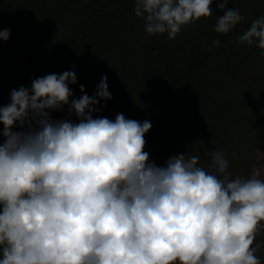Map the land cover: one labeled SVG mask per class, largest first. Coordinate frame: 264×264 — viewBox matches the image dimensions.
Wrapping results in <instances>:
<instances>
[{
  "label": "clouds",
  "instance_id": "obj_1",
  "mask_svg": "<svg viewBox=\"0 0 264 264\" xmlns=\"http://www.w3.org/2000/svg\"><path fill=\"white\" fill-rule=\"evenodd\" d=\"M228 3L218 0L217 33L244 20ZM212 4L134 0L133 11L147 34L174 39L212 16ZM9 36L0 31V40ZM238 41L264 50V15ZM76 83L72 70L49 73L11 90L0 106V264H260L261 243L253 246L264 228L259 169L230 179L221 150L207 153L212 171L190 153L157 166L144 151L149 120L93 118L98 102L112 97L107 76L92 96L80 85L72 98ZM65 105L77 123L52 119Z\"/></svg>",
  "mask_w": 264,
  "mask_h": 264
},
{
  "label": "trees",
  "instance_id": "obj_2",
  "mask_svg": "<svg viewBox=\"0 0 264 264\" xmlns=\"http://www.w3.org/2000/svg\"><path fill=\"white\" fill-rule=\"evenodd\" d=\"M217 3L213 0L212 16L169 39L167 33L144 31L134 0H0V31L10 30L9 39L0 40V106L10 103L11 90L30 88L33 79L49 73L74 71L75 99L80 85L94 95L106 75L112 97L98 102L93 118L114 120L122 113L149 120L144 136L149 161L163 166L173 155L197 154L199 164L212 171L207 153L221 150L229 178H249L264 163V50L238 37L264 15V0H229L228 7L239 8L244 20L227 34L214 30L222 15ZM51 117L78 122L69 105ZM257 242L264 264V228L253 246Z\"/></svg>",
  "mask_w": 264,
  "mask_h": 264
},
{
  "label": "rangeland",
  "instance_id": "obj_3",
  "mask_svg": "<svg viewBox=\"0 0 264 264\" xmlns=\"http://www.w3.org/2000/svg\"><path fill=\"white\" fill-rule=\"evenodd\" d=\"M254 169H259V171H260V177L259 178L264 179V163L256 166ZM254 169H253V171H254ZM253 171H252L251 175L253 174Z\"/></svg>",
  "mask_w": 264,
  "mask_h": 264
}]
</instances>
